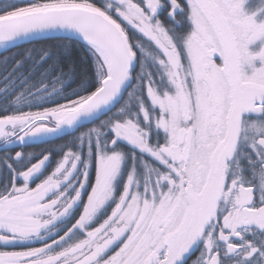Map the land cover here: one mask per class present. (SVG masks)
Wrapping results in <instances>:
<instances>
[{
	"label": "snow or ice",
	"instance_id": "snow-or-ice-1",
	"mask_svg": "<svg viewBox=\"0 0 264 264\" xmlns=\"http://www.w3.org/2000/svg\"><path fill=\"white\" fill-rule=\"evenodd\" d=\"M0 264H264V0H0Z\"/></svg>",
	"mask_w": 264,
	"mask_h": 264
},
{
	"label": "trees",
	"instance_id": "trees-1",
	"mask_svg": "<svg viewBox=\"0 0 264 264\" xmlns=\"http://www.w3.org/2000/svg\"><path fill=\"white\" fill-rule=\"evenodd\" d=\"M83 130V129H81ZM66 139V138H65ZM64 142L63 139H57L51 143H37V144H32L26 148H24L23 150L26 151V152H36L38 153L41 149H44V148H51V147H54L56 145H59V144H62ZM17 150H20V149H17ZM94 174V170L92 171V174ZM36 182H39V181H36ZM34 246H39V245H34Z\"/></svg>",
	"mask_w": 264,
	"mask_h": 264
},
{
	"label": "flooded vegetation",
	"instance_id": "flooded-vegetation-1",
	"mask_svg": "<svg viewBox=\"0 0 264 264\" xmlns=\"http://www.w3.org/2000/svg\"><path fill=\"white\" fill-rule=\"evenodd\" d=\"M91 179H92V182L94 183L95 182V173L93 175H91ZM84 199L86 200V197ZM9 250H11V249H9Z\"/></svg>",
	"mask_w": 264,
	"mask_h": 264
},
{
	"label": "rangeland",
	"instance_id": "rangeland-1",
	"mask_svg": "<svg viewBox=\"0 0 264 264\" xmlns=\"http://www.w3.org/2000/svg\"><path fill=\"white\" fill-rule=\"evenodd\" d=\"M33 186H34V184H33Z\"/></svg>",
	"mask_w": 264,
	"mask_h": 264
}]
</instances>
